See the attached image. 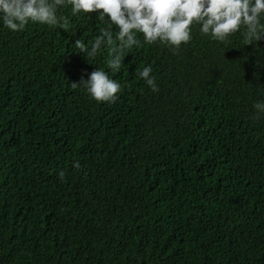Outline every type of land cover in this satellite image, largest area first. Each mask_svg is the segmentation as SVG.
Wrapping results in <instances>:
<instances>
[{"label": "trees", "instance_id": "trees-1", "mask_svg": "<svg viewBox=\"0 0 264 264\" xmlns=\"http://www.w3.org/2000/svg\"><path fill=\"white\" fill-rule=\"evenodd\" d=\"M95 16L0 25V264H264V38L193 26L177 52L134 47L110 72L107 48L75 47ZM97 67L123 86L114 103L73 87Z\"/></svg>", "mask_w": 264, "mask_h": 264}, {"label": "clouds", "instance_id": "clouds-1", "mask_svg": "<svg viewBox=\"0 0 264 264\" xmlns=\"http://www.w3.org/2000/svg\"><path fill=\"white\" fill-rule=\"evenodd\" d=\"M81 13H95L104 26L87 43L75 39V47L87 60L107 48L110 72L121 70L134 47L159 43L177 52L193 39V26L201 35L225 45L231 44L230 38L237 33L243 45L264 38V0H0V25L11 32L24 31L29 23L68 31L66 15L77 17ZM52 34L62 35L58 29ZM110 72L97 67L86 73V78L82 75L73 87L81 86L96 102L114 103L123 86ZM152 73V66L147 65L136 76L152 92H158ZM252 107L254 118L264 117V100L254 101ZM73 166L79 167V162ZM58 175L64 179L65 173L61 170Z\"/></svg>", "mask_w": 264, "mask_h": 264}]
</instances>
